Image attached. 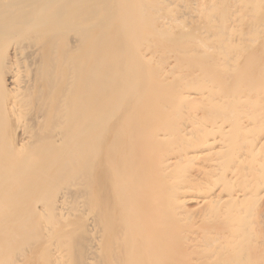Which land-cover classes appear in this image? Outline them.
Here are the masks:
<instances>
[{"label":"bare ground","instance_id":"1","mask_svg":"<svg viewBox=\"0 0 264 264\" xmlns=\"http://www.w3.org/2000/svg\"><path fill=\"white\" fill-rule=\"evenodd\" d=\"M263 8L0 0V264H264Z\"/></svg>","mask_w":264,"mask_h":264},{"label":"rangeland","instance_id":"2","mask_svg":"<svg viewBox=\"0 0 264 264\" xmlns=\"http://www.w3.org/2000/svg\"><path fill=\"white\" fill-rule=\"evenodd\" d=\"M240 3V2H239ZM242 5H238V7L239 8H242L241 7ZM243 9V8H242ZM242 9H240V10H242ZM264 9V8H263ZM238 17H236V19H237ZM250 18V16H248V15H245L244 17H242L241 19H249ZM238 21V20H237ZM238 28L239 29H241V28H244V29H248V28H246V25L245 24H241V23H239V25H238ZM238 33V32H237ZM244 36H246V35H244Z\"/></svg>","mask_w":264,"mask_h":264}]
</instances>
